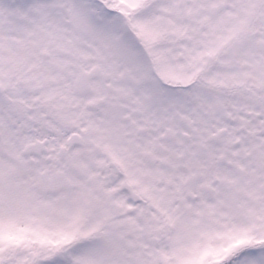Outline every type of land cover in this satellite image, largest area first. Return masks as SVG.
I'll list each match as a JSON object with an SVG mask.
<instances>
[{
    "label": "snow or ice",
    "instance_id": "6c2138e0",
    "mask_svg": "<svg viewBox=\"0 0 264 264\" xmlns=\"http://www.w3.org/2000/svg\"><path fill=\"white\" fill-rule=\"evenodd\" d=\"M0 264H264V0H0Z\"/></svg>",
    "mask_w": 264,
    "mask_h": 264
}]
</instances>
